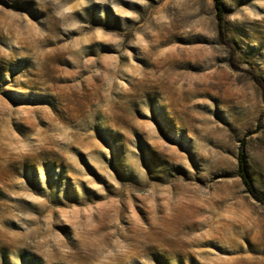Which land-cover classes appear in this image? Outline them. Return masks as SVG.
Here are the masks:
<instances>
[{"label": "rangeland", "instance_id": "obj_1", "mask_svg": "<svg viewBox=\"0 0 264 264\" xmlns=\"http://www.w3.org/2000/svg\"><path fill=\"white\" fill-rule=\"evenodd\" d=\"M223 16L0 0V264H264V0Z\"/></svg>", "mask_w": 264, "mask_h": 264}, {"label": "trees", "instance_id": "obj_2", "mask_svg": "<svg viewBox=\"0 0 264 264\" xmlns=\"http://www.w3.org/2000/svg\"><path fill=\"white\" fill-rule=\"evenodd\" d=\"M213 7L215 10L216 18H217V24H218V29L220 31L223 30L224 24H223V0H213ZM237 172L238 176L240 177L242 183L245 185L247 191L255 197L252 184L249 180V177L247 175L246 171V166H245V160L243 156V147L240 146L238 149V154H237Z\"/></svg>", "mask_w": 264, "mask_h": 264}]
</instances>
